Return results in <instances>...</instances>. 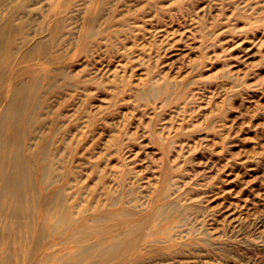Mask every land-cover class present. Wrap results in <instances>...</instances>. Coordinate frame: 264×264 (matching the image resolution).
I'll return each instance as SVG.
<instances>
[{
  "label": "rangeland",
  "instance_id": "374dc122",
  "mask_svg": "<svg viewBox=\"0 0 264 264\" xmlns=\"http://www.w3.org/2000/svg\"><path fill=\"white\" fill-rule=\"evenodd\" d=\"M93 2L0 0L74 216L150 219L131 264H264V0H103L82 48Z\"/></svg>",
  "mask_w": 264,
  "mask_h": 264
},
{
  "label": "bare ground",
  "instance_id": "6f19581e",
  "mask_svg": "<svg viewBox=\"0 0 264 264\" xmlns=\"http://www.w3.org/2000/svg\"><path fill=\"white\" fill-rule=\"evenodd\" d=\"M103 3L94 0L89 10L82 48ZM5 28L0 27V48ZM7 44L1 67L9 65L12 38ZM23 72L28 78L20 80L21 72L0 69V264H131L143 251L144 228L152 221L134 219L122 209L74 216L49 156V141L32 143L51 70L41 62ZM170 209L158 208L155 219ZM54 245L58 251L44 254Z\"/></svg>",
  "mask_w": 264,
  "mask_h": 264
}]
</instances>
